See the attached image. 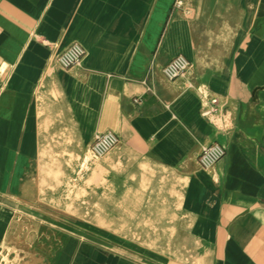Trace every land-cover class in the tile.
<instances>
[{
	"label": "crops",
	"instance_id": "obj_1",
	"mask_svg": "<svg viewBox=\"0 0 264 264\" xmlns=\"http://www.w3.org/2000/svg\"><path fill=\"white\" fill-rule=\"evenodd\" d=\"M0 264H264V0H0Z\"/></svg>",
	"mask_w": 264,
	"mask_h": 264
},
{
	"label": "built area",
	"instance_id": "obj_2",
	"mask_svg": "<svg viewBox=\"0 0 264 264\" xmlns=\"http://www.w3.org/2000/svg\"><path fill=\"white\" fill-rule=\"evenodd\" d=\"M183 0H175V5H181ZM86 55L84 46L79 42L70 44L58 55V60L64 68L81 64ZM190 60L183 54L175 56L163 67V74L169 80H174L182 75L190 66ZM139 102V98H134ZM218 98L211 99L210 111L217 109ZM119 142L118 134L113 130H106L99 134L89 148L91 158H100ZM226 154L225 147L218 142L205 144L198 153V162L203 168L213 167Z\"/></svg>",
	"mask_w": 264,
	"mask_h": 264
},
{
	"label": "bare ground",
	"instance_id": "obj_3",
	"mask_svg": "<svg viewBox=\"0 0 264 264\" xmlns=\"http://www.w3.org/2000/svg\"><path fill=\"white\" fill-rule=\"evenodd\" d=\"M89 156H90V154H89Z\"/></svg>",
	"mask_w": 264,
	"mask_h": 264
},
{
	"label": "water",
	"instance_id": "obj_4",
	"mask_svg": "<svg viewBox=\"0 0 264 264\" xmlns=\"http://www.w3.org/2000/svg\"><path fill=\"white\" fill-rule=\"evenodd\" d=\"M4 67V66H3Z\"/></svg>",
	"mask_w": 264,
	"mask_h": 264
}]
</instances>
